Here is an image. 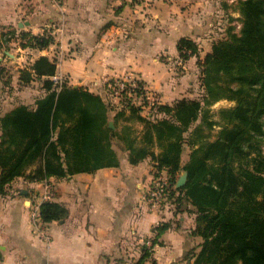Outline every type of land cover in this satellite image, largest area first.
Segmentation results:
<instances>
[{
	"label": "crops",
	"instance_id": "crops-1",
	"mask_svg": "<svg viewBox=\"0 0 264 264\" xmlns=\"http://www.w3.org/2000/svg\"><path fill=\"white\" fill-rule=\"evenodd\" d=\"M222 3L0 0V31H5L4 36L9 29H16L17 36L23 31L41 34L49 30L55 37L54 43L38 49L23 47L19 39L6 42L1 35L0 69H10L13 63L18 70L14 77L20 83L24 63L30 64L42 55L55 60L56 75L62 82L100 94L109 105L107 125L115 131L111 148L117 156L114 165L48 178L52 183L51 200L64 205L68 214L59 220L41 218L38 226L31 220L30 203L43 190L45 180L19 176L11 181L6 193L0 195V264H134L139 244L141 250L147 247L142 243L147 237L155 239L156 244L152 261L147 258L144 263L192 264L185 252L201 241L200 236L192 235L196 214L177 210L172 199L159 210L150 208L145 193L157 173L154 161L148 155L132 163L119 138L128 125L140 137L144 124L129 120V111L117 117V107L113 109L109 103L107 84L133 74L160 94L161 104L200 96V62L230 23ZM231 13L239 15L236 10L231 9ZM183 37L196 40L200 49L185 60L178 48ZM20 85L14 94L1 89V116L20 104L34 109L37 100L47 93L38 78ZM141 113L152 118L163 116ZM38 165H31L27 174ZM164 222L169 226L157 236L155 227Z\"/></svg>",
	"mask_w": 264,
	"mask_h": 264
},
{
	"label": "trees",
	"instance_id": "trees-1",
	"mask_svg": "<svg viewBox=\"0 0 264 264\" xmlns=\"http://www.w3.org/2000/svg\"><path fill=\"white\" fill-rule=\"evenodd\" d=\"M235 10L240 30L231 25V16L225 34L200 62V96L150 106L124 95L116 105L117 117L129 111V120L144 124L140 137L131 125L119 135L130 161L150 155L157 173L164 170L171 177L168 199L173 200L176 189L177 210L191 204L188 210L196 212L192 235L201 241L185 252L192 264H264V0H237ZM6 32L11 35L6 42L16 37L23 47L44 49L55 42L49 30L18 36ZM178 48L184 60L200 51L199 43L187 37L179 40ZM56 73V61L46 55L23 68L20 83L29 85L38 78L47 93L34 109L20 104L0 115V195L19 176L40 181L117 163L107 102L88 89L54 80ZM222 99L235 104L215 111L212 106ZM145 109L163 116L143 115ZM186 145L191 151L183 160ZM35 163L37 168L27 174ZM184 170L186 184L172 191ZM67 214L61 203L41 204L44 221ZM168 226L157 225V236ZM143 250L137 264L151 254L148 247Z\"/></svg>",
	"mask_w": 264,
	"mask_h": 264
},
{
	"label": "built area",
	"instance_id": "built-area-1",
	"mask_svg": "<svg viewBox=\"0 0 264 264\" xmlns=\"http://www.w3.org/2000/svg\"><path fill=\"white\" fill-rule=\"evenodd\" d=\"M234 2L235 0H228ZM242 23L239 21L238 26L241 28ZM11 36L6 34L5 37ZM19 41V40H18ZM53 79L61 82L62 77L53 76ZM108 93L111 97L120 99L126 95L128 98L133 99L134 102L142 104L146 102L148 105L161 104V96L157 91L150 90L140 77L133 74H125L121 77L114 78L108 81ZM118 101V102H119ZM171 191V182L168 174L165 171H160L155 174L150 185L148 186L145 199L147 200L150 208L156 210L161 209L165 201L168 200V196ZM52 183L48 179L44 182L43 190L36 194L34 199L30 203V216L34 226H38L41 220V204L45 200H51ZM50 237H47L49 240ZM153 244V243H152ZM148 246H152L150 243Z\"/></svg>",
	"mask_w": 264,
	"mask_h": 264
},
{
	"label": "rangeland",
	"instance_id": "rangeland-1",
	"mask_svg": "<svg viewBox=\"0 0 264 264\" xmlns=\"http://www.w3.org/2000/svg\"><path fill=\"white\" fill-rule=\"evenodd\" d=\"M225 2H227V3H225ZM225 2H223L222 4V6H223V8L227 11V14H229V16H225V19L226 18H228V20H229V18H230V20H231V16L233 17L232 18V20H231V25H233V26H235L236 27V30H240V27L238 26V23H239V15H237V14H234V13H231V9L232 10H234L235 11V9H236V6H237V0H235L234 2H230V1H225ZM237 11V10H236ZM224 18V17H223ZM226 27L227 26H229V23L227 22L226 23V25H225ZM226 29V28H225ZM10 33H11V31H12V34L13 35H15L16 36V34H17V32H16V29H9L8 30ZM4 34H5V31H0V42H1V38H2V36H3V38L5 37L4 36ZM2 35V36H1ZM224 35V34H223ZM2 38V39H3ZM13 40L16 42V40L18 41V39L15 37V38H13ZM13 40H11V41H13ZM28 55H29V53H28ZM27 55V56H28ZM24 68H27V66H30V64L28 63H24ZM12 70L14 71V72H12ZM16 71H18L17 70V67L16 66H14L13 65V63H12V68H8V67H4V69H0V94L1 93H3L2 91H1V89H4V91L6 90V91H9L10 92V94H14V91L15 90H17V87H19V86H21L20 85V83H19V81H17L16 80V78L14 77V75H15V72ZM10 72H12V73H10ZM10 73V74H9ZM2 76V77H1ZM24 86H26V85H24ZM12 96H14V95H12ZM108 96H109V103H110V105H111V107H114V108H116V105H118V101H119V99H116L115 97H111L110 96V94L108 93ZM1 97V96H0ZM138 103V102H137ZM233 104H235V102L234 101H230V100H228V99H222V100H220V101H218V102H216L213 106H212V108L216 111L217 109H219V108H221V107H226V106H231V105H233ZM145 112H148V109H145ZM218 129H219V127H216V129H215V131H214V133L216 132V131H218ZM190 151H191V149H190V147L188 146V145H186L185 146V149H184V152H183V157H184V160H186V159H188L189 158V154H190ZM166 173H167V171H165ZM181 173L182 172H180V173H178V175H177V177L179 178V176L181 175ZM168 174V173H167ZM168 176H169V178H171L170 177V175L168 174ZM173 184V183H172ZM176 186H174L173 188H172V191H174V188H175ZM173 195V201H176L177 200V197H178V195H179V192L175 189V192H174V194H172ZM175 205H176V207L178 206V202L177 203H175ZM191 206V204H187V208L186 209H192V206ZM156 210H158V209H156ZM193 214H196V212L195 211H193V210H190ZM190 213V212H189ZM193 214H191V215H193ZM189 216H190V214H189ZM200 239H201V237H199ZM144 242H146V244L148 243H150L152 246H148L147 245V247L149 248V251L151 252V254H150V256H149V258H148V260H150V261H152V259H153V251H154V245L152 244V241H151V239H150V237H147V238H144L143 239V241H142V243H144ZM192 243H193V240H192ZM197 245V244H196ZM196 245L195 246H193V247H188V249H192V248H195L196 247ZM139 246H140V248L137 250V253H136V255H135V263L134 264H137L138 262H139V259L141 258V256H142V254H143V251L144 250H141V244H139ZM197 250V249H196ZM145 262V261H144ZM143 264H147V263H143Z\"/></svg>",
	"mask_w": 264,
	"mask_h": 264
},
{
	"label": "water",
	"instance_id": "water-1",
	"mask_svg": "<svg viewBox=\"0 0 264 264\" xmlns=\"http://www.w3.org/2000/svg\"><path fill=\"white\" fill-rule=\"evenodd\" d=\"M187 180H188V171L184 170L177 180L176 187L186 184Z\"/></svg>",
	"mask_w": 264,
	"mask_h": 264
}]
</instances>
